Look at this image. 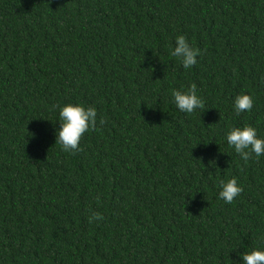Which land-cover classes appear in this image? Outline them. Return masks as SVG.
Wrapping results in <instances>:
<instances>
[{
    "label": "trees",
    "instance_id": "obj_1",
    "mask_svg": "<svg viewBox=\"0 0 264 264\" xmlns=\"http://www.w3.org/2000/svg\"><path fill=\"white\" fill-rule=\"evenodd\" d=\"M193 85L187 115L172 93ZM68 103L98 112L75 153ZM245 125L264 138V0H0V264H239L264 249V156L226 141Z\"/></svg>",
    "mask_w": 264,
    "mask_h": 264
},
{
    "label": "clouds",
    "instance_id": "obj_2",
    "mask_svg": "<svg viewBox=\"0 0 264 264\" xmlns=\"http://www.w3.org/2000/svg\"><path fill=\"white\" fill-rule=\"evenodd\" d=\"M170 54L185 69L193 68L197 63L200 51L191 46L184 35L175 38V46ZM172 103L182 113L193 114L204 108L202 98L197 94L193 85L188 91L175 90L172 93ZM254 105L253 98L248 94L237 95L233 102V110L237 116L251 111ZM98 112L94 106H85L79 103H68L59 108V127L54 130L56 143L63 151L75 153L79 151L83 135L97 125ZM100 124L104 121L101 119ZM226 141L230 148L244 161L253 156L257 159L264 156V138L258 136L257 129L245 125L231 127L226 133ZM242 192L235 178L219 182L218 198L225 203H232ZM103 217L93 212L91 220H101ZM239 264H264V249L256 248L250 252L240 253Z\"/></svg>",
    "mask_w": 264,
    "mask_h": 264
}]
</instances>
